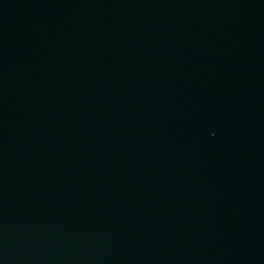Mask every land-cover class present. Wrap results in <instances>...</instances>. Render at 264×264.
<instances>
[{
  "label": "water",
  "instance_id": "obj_1",
  "mask_svg": "<svg viewBox=\"0 0 264 264\" xmlns=\"http://www.w3.org/2000/svg\"><path fill=\"white\" fill-rule=\"evenodd\" d=\"M0 264H264V0H0Z\"/></svg>",
  "mask_w": 264,
  "mask_h": 264
}]
</instances>
